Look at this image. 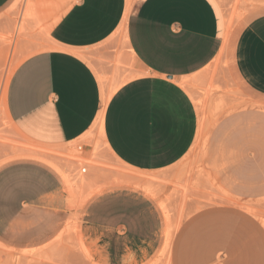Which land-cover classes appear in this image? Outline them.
Returning a JSON list of instances; mask_svg holds the SVG:
<instances>
[{"label":"crops","instance_id":"crops-1","mask_svg":"<svg viewBox=\"0 0 264 264\" xmlns=\"http://www.w3.org/2000/svg\"><path fill=\"white\" fill-rule=\"evenodd\" d=\"M10 1L0 0V10ZM127 1L70 5L50 29L48 50L12 74L5 109L21 136L59 148L98 132L110 94L102 121L108 154L133 171L158 172L188 155L202 111L213 112L220 103L221 113L232 112L234 84L242 98L264 103V9L245 18L226 41L216 0H134L123 37ZM120 36L122 59L133 60L140 74L112 91L98 59H115ZM87 56L96 58L93 66ZM218 61L224 67L213 75ZM244 117L241 112L242 123ZM234 121L230 115L218 129L231 130ZM24 159L31 160L0 167V244L40 250L61 236L69 220L68 182L55 172L58 166ZM257 210V217L230 206L195 214L177 233L176 264H264V215ZM79 224L80 240L97 264H141L154 250L150 218L84 217Z\"/></svg>","mask_w":264,"mask_h":264},{"label":"rangeland","instance_id":"rangeland-1","mask_svg":"<svg viewBox=\"0 0 264 264\" xmlns=\"http://www.w3.org/2000/svg\"><path fill=\"white\" fill-rule=\"evenodd\" d=\"M75 1L11 0L0 10V167L31 160L21 154L37 148L39 156L58 166L59 172H55L68 182L64 186L69 197V220L56 241L28 251L0 244V264H97L93 252L80 240L79 222L84 217L100 222V216L150 218L154 250L141 264H176L177 233L195 214L214 206H230L255 217L259 207L264 215V103L242 98L235 84L232 112L221 113L220 103L213 112L202 111V127L188 155L163 171L137 172L120 164L109 155L100 130L96 134L90 130L80 140L59 148L34 144L18 133L4 105L8 82L24 60L48 50L51 27ZM216 2L225 22L226 41L245 18L264 9V0ZM112 52L116 55L113 61L98 60L105 68L100 75L114 91L140 72L133 60L122 59L126 50L121 36ZM86 60L93 66L96 58L87 56ZM217 63L213 75L224 67ZM241 112L245 114L243 123ZM230 115L234 127L218 129ZM208 120L215 127L209 128ZM230 137L231 143H226ZM82 168L86 174L80 173ZM120 174L145 179L129 183L119 179ZM93 227L100 232V224Z\"/></svg>","mask_w":264,"mask_h":264},{"label":"bare ground","instance_id":"bare-ground-1","mask_svg":"<svg viewBox=\"0 0 264 264\" xmlns=\"http://www.w3.org/2000/svg\"><path fill=\"white\" fill-rule=\"evenodd\" d=\"M131 2H132V0H128L127 1V9H126V12H125V15H124V17H123V20H122V22H121V24H120V27H119V31L120 32H124V28H125V21H126V15H127V11H128V9H129V6H130V4H131ZM228 17V16H227ZM230 17V16H229ZM109 98H110V94H106L105 96H104V99H103V110H104V107L106 106V104H107V102H108V100H109ZM4 105H5V103H4ZM103 110H102V113L100 114V116L98 117V120H97V123H98V130H100L101 131V133L103 134V130H102V121H103ZM200 138V137H199ZM198 142V141H197ZM37 149V148H36ZM35 149V151H37ZM31 150V149H30ZM30 152L29 150L27 151V152H24V153H22L21 154V158H37V159H41V160H44V161H46V162H49L50 164H52V165H54V166H57L56 164H54V163H52L51 161H48V160H46V159H44V158H42L41 156H39V153L37 154L36 152ZM133 174H120V177H118L119 179H122V180H125V181H127V182H129V183H134V182H137V183H142V181H144V179H143V177H141V176H139V177H137V176H132ZM121 183V182H120ZM140 185V184H139ZM73 187V186H72ZM153 194V193H152ZM79 205V204H78ZM163 251H164V249H163ZM168 251V250H167ZM3 258V257H2ZM8 259V258H7ZM14 259V258H13ZM16 260V259H15ZM14 260V261H15ZM14 264V263H13Z\"/></svg>","mask_w":264,"mask_h":264},{"label":"built area","instance_id":"built-area-1","mask_svg":"<svg viewBox=\"0 0 264 264\" xmlns=\"http://www.w3.org/2000/svg\"><path fill=\"white\" fill-rule=\"evenodd\" d=\"M81 174H86V168H82L80 171Z\"/></svg>","mask_w":264,"mask_h":264}]
</instances>
